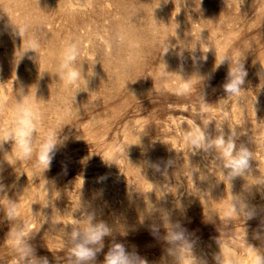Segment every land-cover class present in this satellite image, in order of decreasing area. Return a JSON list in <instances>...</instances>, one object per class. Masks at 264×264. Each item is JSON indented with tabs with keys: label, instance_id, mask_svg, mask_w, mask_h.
I'll return each mask as SVG.
<instances>
[{
	"label": "rangeland",
	"instance_id": "1",
	"mask_svg": "<svg viewBox=\"0 0 264 264\" xmlns=\"http://www.w3.org/2000/svg\"><path fill=\"white\" fill-rule=\"evenodd\" d=\"M69 42L74 86L56 74ZM231 67L246 75L227 100ZM21 91L37 133L30 159L11 140L0 148V264H15L23 227L36 258L71 264L72 224L90 214L111 229L94 264L112 242L177 264L165 217L192 245L183 264H218L219 242L224 264L264 256V0H0V136ZM221 135L251 152L243 174L229 176L219 149L192 147ZM46 138L58 142L44 170Z\"/></svg>",
	"mask_w": 264,
	"mask_h": 264
},
{
	"label": "clouds",
	"instance_id": "2",
	"mask_svg": "<svg viewBox=\"0 0 264 264\" xmlns=\"http://www.w3.org/2000/svg\"><path fill=\"white\" fill-rule=\"evenodd\" d=\"M30 49L37 51V45L33 44ZM78 56L79 53L76 45L72 42L66 44L59 69L56 73L61 83L74 86L80 80L82 67H76ZM245 75L246 73L243 69L234 70L231 67L228 78L223 85L228 95L227 100L240 94ZM18 95L21 96L20 100L22 101L18 107V115L8 132L0 136V148L3 147L5 142L11 140L14 142L13 151L14 149H18L20 157L30 159L33 155L34 133H37L34 123L36 115L31 107L28 106L27 101L23 100V97L26 95L22 91ZM233 136H230L226 141L224 136L221 135L214 141H211V143L208 142L206 136H195L191 138L192 147L194 146L198 149L209 147L219 149L223 167L230 170L229 176L233 177L243 174L249 168V160L252 157L251 152L244 146L236 150ZM57 142V139L46 138L38 147V163L45 165L44 170L50 166ZM3 188L4 186L0 184V191H3ZM234 203L236 211L240 215L246 216L247 219L253 218V214L247 210V206L241 203L239 199L235 200ZM6 215L10 220L16 219L17 205L13 204L11 207H8ZM93 220L94 216L90 214L84 219L85 223L72 224L73 230L68 237V252L71 264H94L97 253L103 249L104 237L111 235V229L105 223H94ZM164 226L167 228L165 239L171 245L169 252L176 256L177 264H183L184 256L189 253L193 256L191 251L192 245L186 238L184 231L180 229V226L178 224H171L168 217L164 218ZM25 237L24 227L15 233V264H48L46 258L38 259L34 256L32 248L24 242ZM219 243L222 251L220 255L216 256V260L218 264H224L225 250L222 247V242ZM104 264H147V262L136 253L127 251L122 243L112 242L109 251L105 255ZM194 264H196V260H194ZM254 264H264V256L259 254Z\"/></svg>",
	"mask_w": 264,
	"mask_h": 264
}]
</instances>
